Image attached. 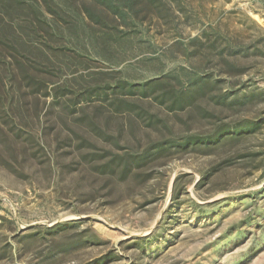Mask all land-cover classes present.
<instances>
[{
    "label": "rangeland",
    "instance_id": "rangeland-1",
    "mask_svg": "<svg viewBox=\"0 0 264 264\" xmlns=\"http://www.w3.org/2000/svg\"><path fill=\"white\" fill-rule=\"evenodd\" d=\"M149 12L114 32L112 55L105 57L71 36L59 44L62 52L52 53L42 32L25 29L27 15L15 16L14 33L32 50L34 64L55 69L40 74L48 87L37 95L4 78L0 264H264V0H162ZM226 48L244 52L220 56ZM173 74L187 89V75L213 88L178 114L155 100L179 87L177 80H167L155 96H136L167 122L158 130L142 122L135 137L126 127L116 147L113 137L127 118L104 127L103 117L110 140L79 121L99 108L110 114V101L81 98L85 87L166 82ZM55 90L68 91L56 98ZM227 94L251 100L243 107L219 103ZM243 121L256 130L238 145L175 146ZM163 136L173 144L146 160L140 178L121 182L97 172L104 161L89 163L92 152L145 153Z\"/></svg>",
    "mask_w": 264,
    "mask_h": 264
},
{
    "label": "trees",
    "instance_id": "trees-1",
    "mask_svg": "<svg viewBox=\"0 0 264 264\" xmlns=\"http://www.w3.org/2000/svg\"><path fill=\"white\" fill-rule=\"evenodd\" d=\"M160 1L162 0H43V3H39L37 7H29L23 0H0V105H3V101L6 98L4 78H8L18 84L20 89L23 86L28 87L32 90L31 94L37 95L44 90L47 91L48 87V84H46L47 79L40 74L47 73L51 75L55 69L54 66L50 68L47 66L49 69L45 70L35 65L30 58L32 50H29V47L22 39L16 38L12 22L17 13L27 15L29 20H26V22L30 26L25 29L31 33L38 32L37 34H39L42 32L45 35L42 38L45 37L46 48L52 53L53 51L55 53L62 52V49L58 47L59 44L64 43L67 37L71 36L77 40L80 39L82 42L88 40L93 43L98 48V50L96 48L93 50L97 51L96 53L99 56L105 57L112 55V47H110L109 41L111 38H115L114 32H118L121 26L129 27L138 23V21H143L150 13L149 10ZM41 5H43V9H41ZM30 9L33 12L28 13ZM142 15H145L143 20L140 19ZM39 16H42L43 19ZM7 18L9 20H6ZM99 46L101 47L99 48ZM226 51L229 55L238 57L242 56L244 49L236 51L226 48L220 53V56H223ZM8 54H11L12 60L8 57ZM42 56L43 52L38 53V58H42ZM224 63L229 64L230 60H224ZM3 75H6V77H3ZM165 79L166 82L156 81L139 85L131 84L128 81H114L116 83H111L105 88L100 85L85 87L83 92L79 94L81 98L88 100L92 96H96L98 99H104L103 102L110 101V114L107 113L108 115H105L99 108L91 116H84L83 112L79 121L99 137L110 140L111 136L107 137V133H104L101 128L100 121L103 117H106V121L103 124L104 127L110 125L112 119L127 118L129 124L119 122L118 137H113V140H115L114 145L119 147L123 137V130L126 127H130L133 135L138 137L136 129L142 122L148 128L151 127L156 130H158L159 126L167 124L160 115L147 110L141 104L144 101L140 100L155 96L154 94L160 88L163 89V87L169 86L167 80H177L179 87L164 89L155 96V100L158 101L159 105L167 106L170 112H176V114L191 109L198 97L204 96L209 89L213 88L210 87L209 80L199 79L197 76L192 75L186 76L190 89L182 86L183 81L179 80L176 74L168 75ZM66 91L68 90H55L54 96L58 98L59 95L66 94ZM136 96H140V99H134ZM76 98H79L78 94H76ZM250 100L245 97L232 98V96L227 94L221 97L218 102L230 107H243ZM210 116L212 115L205 113L204 118H209ZM215 130L209 135L180 138L176 140L175 146L185 148L201 144L210 150L212 146L224 148L230 144L238 145L253 134L256 130V123L243 121L237 124H221ZM4 135L8 136V133ZM170 140L163 136L158 141L153 142L147 152L141 154H138L137 150L127 151L123 155L115 154L109 150L104 154L92 152L90 153L92 158H90L89 163L104 161L96 168L97 172L103 176H109L112 179L118 178L121 182H125L132 177L137 179L141 177L139 172L144 168L146 160L148 158H157L161 153H164L166 147L173 144ZM92 148L96 151V147L92 146ZM87 156L89 157V155Z\"/></svg>",
    "mask_w": 264,
    "mask_h": 264
}]
</instances>
